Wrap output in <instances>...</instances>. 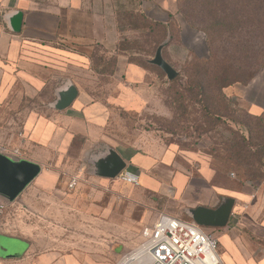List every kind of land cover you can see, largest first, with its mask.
Returning <instances> with one entry per match:
<instances>
[{"label": "rangeland", "instance_id": "obj_1", "mask_svg": "<svg viewBox=\"0 0 264 264\" xmlns=\"http://www.w3.org/2000/svg\"><path fill=\"white\" fill-rule=\"evenodd\" d=\"M127 2L120 0V5L125 6ZM134 3L132 1V5L126 8L135 9ZM173 15L179 27L173 23L171 32L166 35L155 29L150 32L128 31L123 37L129 49L132 48L130 53L134 54V59L141 62L153 58L156 48L154 43L157 40L159 45L164 43L163 58L178 72L174 82L170 83L165 74L155 68L146 72L143 81L132 84L122 82L119 76L97 75L90 68L88 71L71 70L68 73L70 81L67 82L73 83L77 90L86 92L91 100L107 105L109 116L100 144L118 149L126 147L131 152H159L171 146L185 155H157V161L169 159L174 162L177 170L191 173L195 179L200 177L199 169L209 168L213 172L211 184L223 191L224 197L233 198L230 195L247 192L255 197L252 203L258 200L264 205V167H258V173L262 177L253 179L241 176L234 168H224L212 157L210 151L220 139L229 136L224 130L225 127L210 129V124L202 116L201 105L191 98L177 104L181 97L183 99L181 94L187 84L184 68L195 57L202 62L206 61L208 51L204 33L191 29L186 24L178 12V5ZM233 42H238V39L234 38ZM89 46L77 44L74 48L68 47L87 56L89 67L93 52H96L97 57H103V60L115 56L114 52H97L95 44ZM103 60L98 61L99 65L103 64ZM254 73L253 79L247 83H234L222 90L225 97L233 102L229 106L232 113L234 112L233 117L246 120V113H249L251 105L256 107L258 115L264 111V68ZM52 82L61 81L55 79ZM42 98L44 97L0 108L1 150L17 151L16 157L24 159L41 154L38 149L27 144V138L23 134L25 112H18L13 108L36 107L41 104ZM228 124L234 125L229 122ZM238 131L244 136L247 135L243 129ZM79 143L80 141L75 140L69 155L63 156V172L56 187L62 191L55 190L47 198H61L70 206L59 209L61 222L58 225L47 223L45 219L42 222L37 219L38 224L35 225L44 231L57 229L59 236L64 238L76 232V246L85 253L98 254L96 264H115L124 253L139 245L143 241L142 228L151 226L156 221L159 210L167 208L178 218L186 219L188 215L185 205L188 206L194 199L200 198L198 187L188 186L180 192L165 185L157 194H153L125 185L116 179L97 178L92 175L88 159L90 155H77ZM96 148V144H89L86 153L95 152ZM74 178L77 179V185L74 189H69L67 185ZM30 187L27 186L15 202L8 203L0 198V203L7 207V219L10 220L16 215L17 229L23 234L26 221H30L26 218V215L30 217L29 202L42 201V194H32ZM80 219L81 224L78 222ZM74 220L75 222H70ZM242 221L238 225L237 218H231L223 228L202 227L203 232L216 241L217 252L223 264H236L231 255L233 253L230 252L235 246L229 249L228 244L234 233L238 235L236 247L240 253L249 252L256 258L264 255V238L256 223L245 219ZM232 227L235 229L232 230ZM89 231L96 235L91 234L89 239Z\"/></svg>", "mask_w": 264, "mask_h": 264}, {"label": "crops", "instance_id": "obj_2", "mask_svg": "<svg viewBox=\"0 0 264 264\" xmlns=\"http://www.w3.org/2000/svg\"><path fill=\"white\" fill-rule=\"evenodd\" d=\"M16 11L22 13L21 28L19 32H12L6 17ZM140 11L153 22L165 23L169 14L176 13L177 1L140 0ZM118 41L114 0H0V108L44 97L36 107L13 108L25 112L23 134L27 144L41 152L26 160L41 166L39 175L28 186H31L32 194H42V201L29 202L30 217L26 215V218L30 221H26L24 234L17 229V216L8 220L5 212L0 229V264L97 263L98 254L85 253L76 246V232L64 238L59 236L57 229L44 231L35 224H38L37 219L41 222L45 219L47 223L58 225L61 222L59 209L70 206L61 198H47L55 190L62 191L56 187L63 172V156L69 155L75 140L80 141L77 155H90L88 159L110 147L100 144L109 116L107 105L91 100L86 92L77 90V97L68 108L57 111L51 107L56 91L70 81L68 73L71 70H89L87 56L68 46L74 48L81 44L90 47L95 44L113 52ZM145 74V70L128 65L124 57H118L115 77L119 76L122 82L132 84L143 81ZM55 79L61 82L53 83ZM255 109L251 105L249 113L258 115ZM89 144L97 145V150L91 152L93 154L86 153ZM113 149L126 162L125 170L138 176L139 185L136 187L143 192L157 194L165 185L180 192L188 186L198 187L200 198L185 205V211L197 206L214 209L224 198L225 193L211 184L213 172L209 168L199 169L200 177L195 179L191 173L177 170L169 159L157 161V155H185L171 146L159 152H131L126 147ZM4 155L16 157L18 153L9 151ZM115 179L120 181L119 177ZM230 196L235 204L229 220L237 218L238 225L243 219L256 223L264 238V205L258 200L252 203L255 197L247 192ZM160 214L177 217L167 208L159 210ZM78 222L81 224V219ZM88 234L89 239L91 234L96 235L90 231ZM237 240L238 235L234 233L228 243L229 249L235 246L236 250L230 249V252L236 264H264V255L256 258L249 252L240 253L236 247ZM7 244H10L8 248L5 247Z\"/></svg>", "mask_w": 264, "mask_h": 264}, {"label": "trees", "instance_id": "obj_3", "mask_svg": "<svg viewBox=\"0 0 264 264\" xmlns=\"http://www.w3.org/2000/svg\"><path fill=\"white\" fill-rule=\"evenodd\" d=\"M127 1L124 6L120 5V0H114L119 34V41L113 51L115 56L103 60V57H97L96 52H93L90 56V71L100 76L113 77L118 57L122 56L128 65L146 72L155 68L163 73L158 67L149 64V61L134 59V54L130 53L132 48L129 49L125 44L123 34L157 29L166 35L171 32L173 23L179 27L178 21L174 15L169 14L167 22H153L140 11V0ZM132 1L135 2V9L126 8L132 5ZM176 1L178 12L186 24L204 33L208 51L206 61L202 62L195 57L184 68L187 84L181 94L183 99L180 96L177 104L191 98L201 105L202 116L210 124V129L225 127L223 129L229 136L220 139L210 151L215 160L224 168L236 169L243 177L260 178L262 176L258 173V167H264V111L259 115L246 113V120L233 117L234 112L229 107L233 102L225 97L222 90L234 83H247L253 79L254 72L264 68V0ZM234 38L238 42H233ZM159 43L158 40L154 43L155 51ZM95 48L97 52L103 51V54L109 52L100 45H95ZM100 59L103 60L102 65L98 63ZM212 97L214 100H211ZM239 129L245 130L247 135L240 134ZM183 220L192 222L188 216Z\"/></svg>", "mask_w": 264, "mask_h": 264}, {"label": "water", "instance_id": "obj_4", "mask_svg": "<svg viewBox=\"0 0 264 264\" xmlns=\"http://www.w3.org/2000/svg\"><path fill=\"white\" fill-rule=\"evenodd\" d=\"M9 29L19 32L22 22V13L16 11L6 17ZM165 44H160L149 64L158 67L171 81L177 77L178 72L167 63L162 55ZM77 89L73 83H66L56 91V99L51 104L54 110L61 111L68 108L77 97ZM92 175L99 178L115 179L123 172L126 162L111 147L91 155L89 158ZM41 166L26 159L12 158L0 153V198L12 203L24 189L39 175ZM235 200L230 197L222 198L216 208L197 206L186 211L188 217L200 227L223 228L227 225L234 207ZM10 244L5 245L6 248Z\"/></svg>", "mask_w": 264, "mask_h": 264}, {"label": "built area", "instance_id": "obj_5", "mask_svg": "<svg viewBox=\"0 0 264 264\" xmlns=\"http://www.w3.org/2000/svg\"><path fill=\"white\" fill-rule=\"evenodd\" d=\"M0 153L6 151L0 149ZM118 177L125 185H139L138 176L131 171L124 170ZM75 185L74 178L69 188ZM5 212L6 206L0 203V229ZM141 236L143 241L115 264H223L216 241L194 222L160 214L155 224L142 228Z\"/></svg>", "mask_w": 264, "mask_h": 264}]
</instances>
